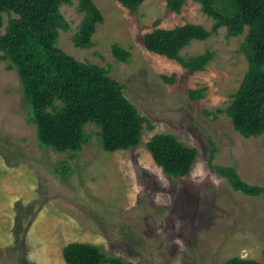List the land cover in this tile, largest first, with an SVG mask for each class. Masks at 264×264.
I'll return each mask as SVG.
<instances>
[{"label": "rangeland", "instance_id": "rangeland-1", "mask_svg": "<svg viewBox=\"0 0 264 264\" xmlns=\"http://www.w3.org/2000/svg\"><path fill=\"white\" fill-rule=\"evenodd\" d=\"M94 3L104 20L92 46L72 41L83 17L77 0L59 8L69 28L59 30L57 46L105 68L153 129L145 125L138 146L108 152L98 128L87 123L88 142L80 150L43 148L17 72L0 59V264H67L62 249L72 241L96 244L128 264H221L232 256L263 262L264 194L233 190L208 164L213 145L214 164L234 166L245 182L264 185V133L245 138L217 112L248 69L240 52L247 28L228 36L220 27L182 49V56L214 52L203 71L190 75L177 61L148 51L143 36L156 20L161 28L192 22L210 29L213 19L199 2L186 0L180 13L165 0H143L134 13L116 0ZM14 16L2 13V33ZM113 43L129 51L127 62L112 54ZM162 75H173L174 83ZM200 87L203 97L191 100L188 90ZM156 133L174 134L197 149L187 175L169 177L153 161L146 143ZM199 161L208 172L202 183L190 175ZM61 162L71 173L57 170Z\"/></svg>", "mask_w": 264, "mask_h": 264}, {"label": "trees", "instance_id": "trees-1", "mask_svg": "<svg viewBox=\"0 0 264 264\" xmlns=\"http://www.w3.org/2000/svg\"><path fill=\"white\" fill-rule=\"evenodd\" d=\"M72 0H0V28L2 13L14 14L0 31V59L8 61L7 68L15 69L24 101L30 110V120L36 127L37 141L43 148L75 152L88 142L87 123L97 128V138L103 150L114 152L136 147L150 120L141 115L124 94V85L110 77L102 66L80 61L57 46L59 30H67L68 22L60 12L62 4ZM134 13L143 0H116ZM186 0H165L166 8L180 13ZM202 11L213 19L210 29L185 22L172 28H161L154 21L151 31L143 36L144 47L158 55L177 61L188 74L203 71L214 57L205 50L182 56L181 50L193 40H205L220 27L228 36L240 35L247 28L240 45L248 69L230 103L218 113H226L234 129L243 137L264 133V0H195ZM83 14L72 41L76 47L92 46V35L104 17L94 0H77ZM112 54L120 61L130 58L128 50L118 43L111 45ZM167 83L174 76L162 75ZM204 87L189 89L191 100L203 97ZM153 161L169 177L187 175L197 157V149L180 141L171 133H156L146 143ZM214 146L208 164L224 177L231 188L247 196L264 194V185L242 180L231 165L214 164ZM72 157V155H71ZM60 173L71 169L65 162L58 164ZM67 264H128L120 256L104 252L89 242L72 241L62 249ZM264 260V248L262 251ZM221 264H264L255 259L232 256Z\"/></svg>", "mask_w": 264, "mask_h": 264}, {"label": "clouds", "instance_id": "clouds-1", "mask_svg": "<svg viewBox=\"0 0 264 264\" xmlns=\"http://www.w3.org/2000/svg\"><path fill=\"white\" fill-rule=\"evenodd\" d=\"M190 175L194 182L202 183L208 177V172L205 169L204 162L203 161L197 162L194 165Z\"/></svg>", "mask_w": 264, "mask_h": 264}]
</instances>
